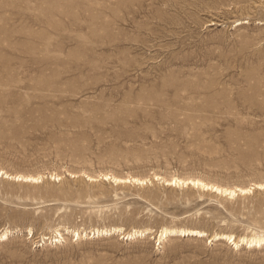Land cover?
I'll list each match as a JSON object with an SVG mask.
<instances>
[{"label": "rangeland", "instance_id": "rangeland-1", "mask_svg": "<svg viewBox=\"0 0 264 264\" xmlns=\"http://www.w3.org/2000/svg\"><path fill=\"white\" fill-rule=\"evenodd\" d=\"M0 168L43 175L0 174V264H264L213 239L264 233V189L152 178L264 182V0H0Z\"/></svg>", "mask_w": 264, "mask_h": 264}, {"label": "bare ground", "instance_id": "bare-ground-1", "mask_svg": "<svg viewBox=\"0 0 264 264\" xmlns=\"http://www.w3.org/2000/svg\"><path fill=\"white\" fill-rule=\"evenodd\" d=\"M109 172V171H108ZM0 174H2L5 178H12V179H16L17 181H23V182H34V183H38V181L41 180V178L43 177V175H33V174H21V173H8L7 171H4L3 169L0 168ZM152 174V173H151ZM50 178H52L54 180V178H60L61 176L57 173H48L47 174ZM71 176H75V174L70 173ZM100 175V174H99ZM153 175V180H159L162 182V184L164 185H168V186H174V187H183V186H193V187H197L201 190H206L207 192H213L215 194H219L220 197L221 195L224 196H228V197H234L235 195L241 194H248L249 192H252V189H264V182H250L247 186H222L216 183H211V182H207L204 181L202 178H197V177H190V176H186L187 178L183 177H174V178H165L163 176H160L159 174H152ZM102 179L104 180H110L112 182H114V184H120V183H136L139 185H143V184H147L148 182L151 183L152 180H150L148 177H138V176H126V177H122V176H117L115 174L112 173H102L101 174ZM85 177L90 180V181H95L97 180L95 177L85 174ZM60 180V179H59ZM154 182V181H153ZM113 184V183H112ZM160 184V183H159ZM129 185V184H128ZM117 186V185H116ZM120 186V185H119ZM205 191V192H206ZM223 196V197H224ZM4 230V229H3ZM10 231V230H9ZM55 231V230H54ZM57 231V230H56ZM121 231V227H109V228H96L93 229L92 231L89 232V235L92 234L93 235H97V234H101V233H113V232H119ZM126 231V230H125ZM157 234L156 235V240L158 241V245L161 244V242L168 237L171 234H175V235H195V236H202V235H206L204 230H200L197 228H190V227H168V226H163L161 227V229L157 230ZM8 231L4 230L2 232H0V241L4 240L5 238H7L8 236ZM74 233V232H73ZM82 233V232H81ZM122 233V232H121ZM147 233L148 234V228H144V229H134L133 231H129V232H123L122 233V237L123 238H132L135 237L137 235H143ZM86 234V233H85ZM74 235L81 237L82 235L79 234L78 232L74 233ZM209 235V234H208ZM246 236V235H245ZM245 236H241V237H234L232 234H224V232H220V233H214L213 234V239H226L228 242H231L234 247H239L241 245H246V246H264V233H260V234H255L252 235L250 237H245ZM53 238V239H52ZM48 239L47 241L51 242V240H60L63 239L62 235L57 232L55 235H51V236H45L42 235L41 240L44 242V240ZM53 242V241H52ZM57 242V241H56Z\"/></svg>", "mask_w": 264, "mask_h": 264}]
</instances>
